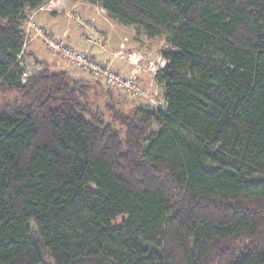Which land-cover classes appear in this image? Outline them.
I'll return each instance as SVG.
<instances>
[{"label":"trees","instance_id":"1","mask_svg":"<svg viewBox=\"0 0 264 264\" xmlns=\"http://www.w3.org/2000/svg\"><path fill=\"white\" fill-rule=\"evenodd\" d=\"M50 1L0 0V264H264V0H88L164 41L160 109L25 77Z\"/></svg>","mask_w":264,"mask_h":264},{"label":"rangeland","instance_id":"2","mask_svg":"<svg viewBox=\"0 0 264 264\" xmlns=\"http://www.w3.org/2000/svg\"><path fill=\"white\" fill-rule=\"evenodd\" d=\"M64 1L67 3L66 5L63 2H58V4L60 3L59 5H62V6H56L57 4H50L49 8L58 7V8H61V10H64L63 12L60 13L61 14L60 17H61L62 21L64 23H67L68 25H71V28L73 30H76L77 27H79V25L81 26L82 24H79L74 19V14L80 13V14L84 15V12L81 10V6L83 8H84V6L85 7L89 6L90 7V8L88 7L89 11H93L92 9L94 7L91 4H89L88 0H64ZM71 5L73 6L72 8H70ZM99 10L102 11L100 6L98 8V11ZM66 12H68V14H66ZM101 13L103 16L107 15L105 12H101ZM87 22H92V21H87ZM110 22L112 23V28L114 27L116 29V32L123 31V32H125L124 34L128 37V40L122 39V42L124 41L123 43L125 44V48H127L128 46H133V47H135L134 48L135 52H139L143 55L141 60H136L137 57L134 58L135 66H137V65L142 66L140 73L147 71V73L150 74L149 75L150 78L146 79L144 81V84L142 85L143 88L146 90V96H144L140 99H135V98L133 99V98H130V96L125 97L121 93L114 91L115 97L117 99H119L125 105L124 107H129V106L132 107L134 105L142 106V107H149L151 109H160L162 107H165L166 104H165V100H164V93H163V90H162L161 86L159 85V83L157 82V79H156V73L161 68V65L163 64V61H164L162 56H161V48L164 45V41L162 39L149 40V39H146L145 36L139 35V34H138L139 36H137V34L135 33L137 31L136 27L123 26V25L117 24V22L114 21L113 19H110ZM33 23L40 24V26L43 27L44 31L49 36L54 37V35H51L47 31V28H46V26H44L43 23L36 20L33 15L29 14L28 22L25 25V27L27 28V34L26 35L28 37V33H29L34 38H39L41 40V42L46 46V50H44V51L49 56H47L48 60H45L46 62L42 61L43 58L34 57L31 54V50L29 48L30 44H28V47L26 49V53L23 55L22 60H21L22 66L26 70L28 77H30L34 73L38 72L41 68H44L47 65H49V68L51 70H55V71L56 70H61V71L68 70L69 71L68 73H70L71 71L79 72L78 73L79 75H77V77H82V76L87 75L86 77L89 78L90 75L88 72L81 71V69H79L78 67L73 65V63L71 61L62 57L56 51H54L53 49L48 47L46 45L45 41L40 36H37L36 27L33 26ZM92 24L95 25L94 21L92 22ZM81 28L86 30L84 39L89 43H93V42H90L87 40V37L89 34H92V35L97 36V37H101L97 32L98 29H97L96 25H95L96 32H92L89 28H86L84 25H82ZM134 36L137 37V41L133 38ZM55 37L63 38L64 40H66V38L64 36L59 37L56 35ZM28 40L29 39L27 38V41ZM66 42H67V40H66ZM67 43L70 44L71 46L77 48L73 44H71L69 42H67ZM93 44H95V43H93ZM95 45H97V44H95ZM120 45H121V43L118 44V46H120ZM77 49H80L82 51H86L91 56H93L94 58H98V57H96V55H94V53L92 51H90V49H81V48H77ZM53 60H55L54 62H56L55 67H53V65L51 63V61H53ZM152 69H154V70L152 71ZM73 72H71L70 74L73 75L74 74ZM81 74H83V75H81ZM74 76H76V75L74 74ZM91 78L92 77L90 76V79ZM157 85H158V87H157ZM106 101H107L106 95H101L97 101V104H88V106L92 111V115L94 114L95 117H98V118L103 117V119L107 122V121H110V117H109L107 110H105V108H104V104ZM125 219H127V215H121V216L117 217V219H115L112 222V226L113 227L120 226ZM31 225H33V223H31ZM47 260H50V259L47 258Z\"/></svg>","mask_w":264,"mask_h":264},{"label":"crops","instance_id":"3","mask_svg":"<svg viewBox=\"0 0 264 264\" xmlns=\"http://www.w3.org/2000/svg\"><path fill=\"white\" fill-rule=\"evenodd\" d=\"M58 2H63L65 5L67 4L64 0H51L49 3L45 4L43 7L39 8V9H37L31 13V15H33L36 20L40 21L41 23L44 24V26H46L47 31L51 35H54V36L57 35L59 37L64 36L66 38L67 42L73 44L77 48L90 49V51H92L94 53V55H97L103 61L110 63L113 66V68L120 73H129L134 68L138 67V65L135 66L134 58L137 57L136 60H141L143 55L139 52H135V50H134L135 47H133V46H128L127 48H125V44L123 43L124 41L122 42V39L128 40V37L124 34L125 32H123V31L116 32V29L114 27L112 28V23H111L112 21L110 22L111 18L108 15L103 16L101 13V12L106 13V11L103 8L100 7L102 11H100V10L98 11L99 6L96 4H93L89 1H88L89 4H91L94 7L92 9L93 11H89V8H90L89 6H88L89 8L85 7V6L83 8L81 6V10L84 12V15H83L84 19L87 21H92V22L94 21V23L98 29L97 30L98 34L104 38V40H105L104 41L105 42L104 47L87 42L84 39L86 30L82 29L79 24H78L79 27H77L76 30H73L71 28V25L64 23L60 17L61 16L60 13L63 12L64 10H61V8H58V7L49 8L50 4H57L56 6H62V5H59L60 3L58 4ZM72 7L73 6L71 5L70 8H72ZM66 14H68V12H66ZM25 31L27 34V28L26 27H25ZM27 38L29 40L27 41L26 49L28 47V44H30L29 48L31 50V54L34 57L43 58L42 61L46 62L45 60H48L47 56H49L44 51V50H46V46L41 42V40L39 38H34L29 33H28ZM133 38L137 41L136 36H134ZM120 43H121V45L118 46V44H120ZM121 50L125 52L126 56L124 58L117 56V53ZM54 61L55 60L51 61L53 67H55V65H56V62H54ZM165 64H166V62L163 61V64L161 65V67H163ZM46 67H49V65H47ZM65 71L69 72L68 70H65ZM71 72H73V71H71ZM73 73L76 76L79 75L78 74L79 72H73ZM81 75H83V74H81ZM149 75L150 74H148L147 71H144L138 75V78H139L142 85L144 84V81L146 79L150 78ZM86 76H82V77L88 78ZM89 78H90V76H89ZM157 87H158V85H157Z\"/></svg>","mask_w":264,"mask_h":264},{"label":"built area","instance_id":"4","mask_svg":"<svg viewBox=\"0 0 264 264\" xmlns=\"http://www.w3.org/2000/svg\"><path fill=\"white\" fill-rule=\"evenodd\" d=\"M74 19L79 23L89 28L92 32H96L95 25L92 22L84 20L80 13L74 14ZM81 25V26H82ZM36 27V34L40 36L48 47L56 51L62 57L68 59L81 69L83 72L91 73L92 76L107 86L114 87L117 91L122 92L126 96L132 98H142L146 96V90L143 88L138 75L141 72L142 66H138L129 73H120L116 71L110 63H105L98 58H94L88 52L77 49L66 42L63 38L49 36L40 24L33 23ZM103 37H97L89 34L87 40L102 47L105 46ZM117 56L124 58L125 52L119 51ZM154 69H152L153 71ZM27 73H25V77Z\"/></svg>","mask_w":264,"mask_h":264}]
</instances>
